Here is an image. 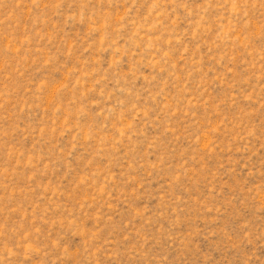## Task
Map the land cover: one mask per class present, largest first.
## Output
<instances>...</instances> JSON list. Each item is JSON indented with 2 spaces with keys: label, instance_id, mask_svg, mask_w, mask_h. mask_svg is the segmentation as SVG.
Wrapping results in <instances>:
<instances>
[{
  "label": "rangeland",
  "instance_id": "374dc122",
  "mask_svg": "<svg viewBox=\"0 0 264 264\" xmlns=\"http://www.w3.org/2000/svg\"><path fill=\"white\" fill-rule=\"evenodd\" d=\"M0 264H264V0H0Z\"/></svg>",
  "mask_w": 264,
  "mask_h": 264
}]
</instances>
